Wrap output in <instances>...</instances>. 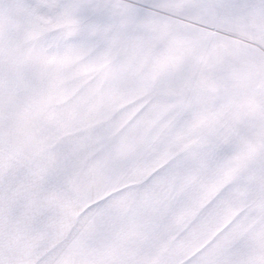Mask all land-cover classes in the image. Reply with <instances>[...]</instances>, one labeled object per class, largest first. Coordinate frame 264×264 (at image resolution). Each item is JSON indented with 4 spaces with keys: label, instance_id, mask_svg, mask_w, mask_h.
I'll return each instance as SVG.
<instances>
[{
    "label": "snow or ice",
    "instance_id": "1",
    "mask_svg": "<svg viewBox=\"0 0 264 264\" xmlns=\"http://www.w3.org/2000/svg\"><path fill=\"white\" fill-rule=\"evenodd\" d=\"M0 264H264V0H0Z\"/></svg>",
    "mask_w": 264,
    "mask_h": 264
}]
</instances>
